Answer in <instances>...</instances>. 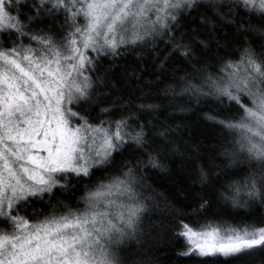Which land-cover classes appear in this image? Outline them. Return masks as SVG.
Returning a JSON list of instances; mask_svg holds the SVG:
<instances>
[{"label":"snow or ice","instance_id":"1","mask_svg":"<svg viewBox=\"0 0 264 264\" xmlns=\"http://www.w3.org/2000/svg\"><path fill=\"white\" fill-rule=\"evenodd\" d=\"M202 105L210 144L169 122ZM175 161L172 196L149 174ZM221 201L264 209V0H0V264H153L164 233L254 259L264 226L205 215Z\"/></svg>","mask_w":264,"mask_h":264},{"label":"trees","instance_id":"2","mask_svg":"<svg viewBox=\"0 0 264 264\" xmlns=\"http://www.w3.org/2000/svg\"><path fill=\"white\" fill-rule=\"evenodd\" d=\"M183 30V29H182ZM225 31H230L225 29ZM146 63L143 67L147 70L145 72V80H153L154 76L148 74L151 71L152 60L147 55L145 56ZM114 63L117 68L127 64L131 67H135L138 63H141L135 53H125L124 57L119 56L114 58ZM156 63H159L157 61ZM103 67H108L109 61L102 62ZM169 80H165L159 87L163 88L164 84L169 83ZM138 94V93H137ZM139 102V101H137ZM148 102V101H145ZM174 104H182L188 108L187 97L177 98ZM209 106L202 105L199 108H191L183 113L179 112L175 108H168V112L174 113L176 119L169 122L173 125L180 124L182 127L178 130V136L184 139L191 138L192 141H203L205 144H210L214 140H218L221 136V131L218 127L212 125L210 121L204 119V113L208 111ZM179 161H175L168 165L167 172L154 171L149 175L151 177L150 183L153 187L161 192H165L168 195L174 196L177 188H187L190 184L189 177L180 171L178 168ZM101 173L97 172L96 176H100ZM95 179V177H94ZM84 183H89L85 181ZM60 199H65L75 206L77 198L83 195V184L75 192H67L63 196L57 193ZM82 206V205H81ZM206 216L221 220L231 225H242L244 223H257L264 218V209L259 212H253L249 214L247 208L233 207L231 203H224L221 201L218 206H214L210 209ZM182 240H173L169 234L164 233L154 243L151 251L148 252V256L152 258L153 264H202L200 259H190L178 257L177 252L181 250ZM224 258H220L217 264H221ZM264 260V250H257L253 258L242 257L238 260L229 261L228 264H260Z\"/></svg>","mask_w":264,"mask_h":264}]
</instances>
